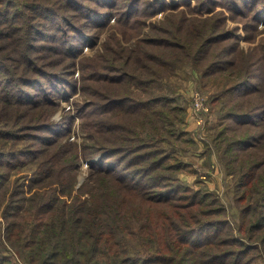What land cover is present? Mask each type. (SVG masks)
<instances>
[{"label": "trees", "instance_id": "16d2710c", "mask_svg": "<svg viewBox=\"0 0 264 264\" xmlns=\"http://www.w3.org/2000/svg\"><path fill=\"white\" fill-rule=\"evenodd\" d=\"M263 31L264 0H0V264H264ZM184 66L218 120L229 205L181 177L194 139L168 78ZM66 89L84 97L79 144L54 116Z\"/></svg>", "mask_w": 264, "mask_h": 264}, {"label": "rangeland", "instance_id": "374dc122", "mask_svg": "<svg viewBox=\"0 0 264 264\" xmlns=\"http://www.w3.org/2000/svg\"><path fill=\"white\" fill-rule=\"evenodd\" d=\"M170 2L172 0H169ZM193 4V1H192ZM161 18L163 16V11L159 10L153 19L157 17ZM234 22L229 20L228 24H233ZM231 26V25H229ZM261 27V25H259ZM238 34H240L239 42L241 46L245 49L254 44L253 42H248L243 39L244 32L239 28ZM106 32L102 33L95 43V45L89 46L88 44L84 45V52L88 55H91L96 49H101V42L104 39ZM264 35V31L261 32L258 36ZM248 49V48H247ZM189 66H184L175 70L174 73H171L168 80L174 86L176 93L182 95V98L185 101L186 110L183 116V122L181 126L190 133V136L194 139V143H186L181 147L182 142H179L178 145V154L180 158L185 161H188L192 165L191 171H184L181 173V177L186 180L191 186L195 188H201L203 190L209 189L214 191L222 202L226 205H229L235 190V181L231 174H228L219 160V152L214 148L213 142V133L214 126L217 124L218 120L213 119V108L210 101L208 93L202 92L197 86V72L194 69H190ZM190 76H182L183 71H189ZM75 75H79V71L76 68ZM195 92L199 94L204 105V109L193 110V97ZM57 101L60 103V108L54 113L55 117H59L62 112L70 111L74 115V124L70 138L77 141L79 144L83 141L84 132L79 129L80 120L79 116L76 114V102L80 103L84 100L83 96L79 94V90L75 93L64 90L60 97H56ZM210 153H209V151ZM90 159L80 158L78 161L79 168L77 169L76 183L79 185L85 178L88 176V166ZM35 167V162L29 161L26 165L21 167L16 171H13L11 177L15 175L30 172ZM89 191H85L84 195L88 198ZM236 211V208L233 207L230 209L229 218L233 219L232 214Z\"/></svg>", "mask_w": 264, "mask_h": 264}, {"label": "built area", "instance_id": "2783aa9c", "mask_svg": "<svg viewBox=\"0 0 264 264\" xmlns=\"http://www.w3.org/2000/svg\"><path fill=\"white\" fill-rule=\"evenodd\" d=\"M199 93L198 92H195L194 94V97H193V110H199V109H204V105L202 104V100H201V97L200 96H196L198 95Z\"/></svg>", "mask_w": 264, "mask_h": 264}]
</instances>
